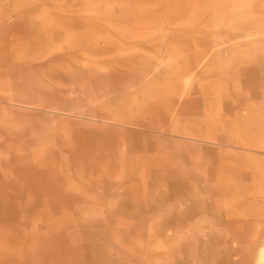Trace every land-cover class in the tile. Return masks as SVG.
Wrapping results in <instances>:
<instances>
[{
    "label": "rangeland",
    "instance_id": "1",
    "mask_svg": "<svg viewBox=\"0 0 264 264\" xmlns=\"http://www.w3.org/2000/svg\"><path fill=\"white\" fill-rule=\"evenodd\" d=\"M35 4L0 0V264H264V0H58L25 52Z\"/></svg>",
    "mask_w": 264,
    "mask_h": 264
},
{
    "label": "bare ground",
    "instance_id": "2",
    "mask_svg": "<svg viewBox=\"0 0 264 264\" xmlns=\"http://www.w3.org/2000/svg\"><path fill=\"white\" fill-rule=\"evenodd\" d=\"M37 1H43V0H37ZM58 0H53L54 7H47L46 8H39V4H35L36 6H34L33 9L30 10H20V11H15V15H17L18 17H21L23 21H26L29 23V27L25 26L24 30L26 31V34L18 37L16 43L14 44V46H20L19 43L25 42L23 47H20L21 50L28 52L32 49L33 46H35V42L30 38L31 35L35 36V37H41L44 33L46 32L48 29L53 30V29H62V27L64 26V22H60V20L58 19V7L56 5ZM63 24V26L60 25V23ZM47 22H52L53 25L52 26H48ZM17 25V24H16ZM67 25V24H66ZM65 25V26H66ZM19 27V24L18 26ZM82 36H84L83 38H80V41H76L74 44L72 43L71 45H69L70 50H72L74 45L80 46V51H73V53L77 54L78 56H81L82 54H85L86 56L89 53H92V43L89 40V38L85 37V34L80 33ZM28 45L32 46L31 48H26ZM40 53V52H39ZM55 77L58 78H67V76H65L62 72H58V73H54ZM176 182V186L179 185V181L175 180ZM205 189V188H204ZM207 189V188H206ZM176 202H178V200H176ZM196 204L197 206H200L202 208H206L207 202L206 200L202 197V195L197 194L196 195ZM255 204V203H253ZM255 206V205H254ZM229 221V220H228ZM238 228H241V224L238 223ZM183 229H185L183 236L185 238H188V236L190 237L191 234H189L193 229L191 228V226L188 223H184ZM219 244L215 243L212 246V259H215L216 254L219 251ZM193 254V252H192ZM259 262H263L264 261V246L263 248L260 250L259 253V258H258ZM224 261V260H223ZM221 260H216L214 263L212 264H220ZM225 264V263H223Z\"/></svg>",
    "mask_w": 264,
    "mask_h": 264
}]
</instances>
